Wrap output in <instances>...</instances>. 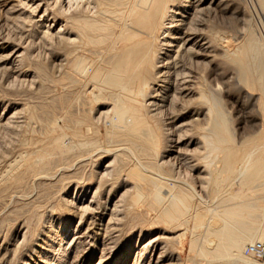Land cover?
Instances as JSON below:
<instances>
[{"label": "rangeland", "instance_id": "1", "mask_svg": "<svg viewBox=\"0 0 264 264\" xmlns=\"http://www.w3.org/2000/svg\"><path fill=\"white\" fill-rule=\"evenodd\" d=\"M76 1L80 2L75 5ZM88 1L66 0L65 3V0H0V264H25L26 262L28 264H41L42 261L40 260L46 261L47 264H58L60 261L63 264H132L133 258L139 254L137 247H143V244L145 245V242L150 239L155 240V243L149 245L147 257L160 255V264H209L210 262H212L210 264H229L230 261L225 262L224 260V262L222 260L209 262L210 257L202 256L199 248L203 237L206 235L203 228L200 229L201 232L199 231L200 233L196 236L193 244L194 219L188 218L185 220L186 218L182 217L179 222H170L161 212L163 205L152 198V189L149 184H144V187L142 185L145 196L141 200H132L131 196L134 197L137 191L136 186L139 187L140 184L132 177L130 179L128 172L134 167L136 160L133 154L128 152L125 144L113 143V140L111 141L106 134L105 123L109 121L112 115L111 104L108 101V91L104 90L102 92L103 97L96 100L95 96L99 94L98 86L95 88L94 95L88 94L84 90L77 97L73 92L68 94L62 87L61 77L65 69L63 62L65 44L62 42L61 35L56 33L55 30L64 28L65 13L67 11L73 12L78 5L91 13L94 8L93 0ZM211 1L207 0V5ZM87 2L89 4H86ZM71 5L74 6L70 9ZM86 5H88L87 8ZM36 6H40L42 13L37 12ZM213 7L215 6L204 7L201 11L196 10L194 23L199 28H205L206 21L203 20L207 19V22L210 21L211 25L222 26L226 39L229 42L233 41L229 43V49L233 50L237 45H241L245 33L247 34L250 29L255 32L257 37L264 40V8L259 0H222L219 9ZM230 7L231 9H229ZM44 10H46V13L43 15ZM221 13L222 20H218V14ZM53 24L56 25V29L53 28ZM16 49L21 52L20 59L17 58L10 62L7 57L11 51ZM91 49L86 51V55L90 59L97 60L98 53L96 51H98V48ZM227 62L222 75L216 69V62L208 63L207 60L198 59L196 65H198V76L199 74L207 75L214 94H217L216 87L220 84V96L225 112L230 119L229 127L234 134L233 142L229 139V144L226 143V145L229 146L232 143L230 146L233 145V148H239V151L230 156L234 167L237 168L241 166L245 151L258 148L253 155L254 162L257 157L264 154V120L259 108L260 92L243 83L237 66L231 60H227ZM33 83L34 85H32ZM176 96V99L162 108L161 112L163 113L158 112L157 115H147L152 125L158 124L160 126L159 137L162 144L159 159L158 157L156 159L159 161L158 164L162 174L166 176L164 191L169 187H173L174 184L180 186L183 190L194 195L193 206L196 205L201 211H205L210 204V207H221V205L227 207L242 200V202L259 206L264 205V176L254 173L253 175L257 179L252 182L238 180L237 183V180L233 179L237 175L233 169L221 171L222 176L232 177L226 180L227 182H224L225 185L223 186V190L227 188L225 192H229H223L220 199L214 200V196L217 194L211 191V177L215 169L224 166L223 161H221L224 155L218 151L209 152L207 140L210 139L203 137V134L214 135L211 132L214 112L208 111L209 106L203 104L199 96H195L194 99L184 98L179 94ZM68 99L73 100L70 109L74 114L88 111L89 115H94L91 129L88 130L86 126H83L82 129L85 132L90 131L89 135H93L99 141L101 144L98 147L99 150L97 149L95 153L86 156L83 162H77L69 168L68 171L69 173L72 172V175L68 176L62 174V171L57 172L54 170L48 178H36L27 175L21 180H14L16 181L14 182L13 179L9 178V169L11 164L16 162L23 152L40 151L60 134L65 135L66 143L70 144L72 142L74 124L67 122L65 112V107L69 104ZM91 103L93 106H91ZM198 108L202 109L204 114L201 115V120L194 121L189 117L194 112L193 110ZM54 114L57 116L56 130H52L47 126L48 119L53 118ZM174 119L177 120L178 125L183 124L174 132L170 130V134L168 129L173 127ZM176 134L180 137V148L182 150L180 149L178 153L164 158L165 145L169 143L172 145L168 138L170 140L176 139ZM212 139L213 141L216 140L215 137H212ZM197 140L199 141L197 142ZM190 141L192 143L186 145ZM116 149H119V151ZM24 170L25 168L22 166L15 173L21 174ZM75 181L80 182L79 186ZM229 184H232V189L228 187ZM57 185L58 187H56ZM76 185L80 195L87 190V200L89 201L90 198L93 200L90 199L92 208L90 206V209H88L89 207H86L87 210L85 208L87 223L92 225L96 221L98 223L97 228L101 226L100 223L104 224L107 218L110 219V223L105 230L106 233L101 231L103 235L95 236L93 232H87V234H84L85 236L81 237L82 240L78 241L79 244L77 242L68 245L69 237L65 232L68 230L73 234L74 231L79 230L81 222L77 224L78 218L64 222L67 213L62 211L60 203L63 204L68 199L74 200ZM81 187L83 189H80ZM233 195H236L237 198L232 199L231 196ZM22 198H24L23 201ZM103 212H106L104 220H97V213ZM209 218L210 216L206 215L204 219L208 220ZM180 222L182 223L180 224ZM85 226L86 223L83 224L82 231H84ZM28 227L35 229L33 237H23L22 232L26 233ZM50 227L51 231H55L53 233L58 232L56 236L59 238L61 236V239H63L62 245L59 246L58 243H55L52 251H49L47 245L42 242L48 239V232H51ZM91 233L93 235H90ZM249 243L252 242H247V244ZM38 244L44 247H40ZM15 248H17V251ZM33 249H36V251ZM246 256L255 260L257 264H264V258Z\"/></svg>", "mask_w": 264, "mask_h": 264}, {"label": "bare ground", "instance_id": "2", "mask_svg": "<svg viewBox=\"0 0 264 264\" xmlns=\"http://www.w3.org/2000/svg\"><path fill=\"white\" fill-rule=\"evenodd\" d=\"M79 2L76 1L74 4L76 5ZM88 2L86 4H89ZM259 2L264 8V0H259ZM92 3L94 8L91 13L84 10L79 5L73 12L67 11L65 13L66 20L64 28H58L57 30L55 28L56 25L53 24V28L56 29L55 32L61 35L62 42L65 44V55L63 61L65 69L64 74L61 77V84L68 94L73 92L76 97L84 90L88 92V94L91 93L94 95L96 92L95 88L98 86L99 94L95 96L96 100L103 97L102 92L104 90L108 91V101H110L109 104H111L112 115L109 121L105 123L106 134L111 141L113 140V143L125 144L128 152L132 153L136 160L134 167L132 168L131 166L132 169L130 168L131 170L128 172L130 174V179L132 177L138 184H140L138 187L135 183L137 191L135 192L136 194L134 197L133 195L131 196L133 198L132 200H141L145 196L143 191L144 184H149L152 189V198L156 202L163 205L162 211H160L170 222H179L182 217H185V220L188 218L194 219V227L192 230L193 244L196 236L201 232L200 229L203 228V232L206 235L203 237V241L200 239L202 244H200L199 249L202 256L210 257L209 262L224 260L225 262L230 261L229 264H257L255 260L250 259L245 255V247L247 242L253 243L256 240H264V205L259 206L252 203L242 202V200L241 202H234L233 205L227 207L222 205L221 207H210V204L205 211H201L196 207V205L193 206L194 195L190 194L186 190H183L180 186L174 184L173 187H169L164 191L166 176L162 174L160 165L158 164V156L160 154V146L162 144L159 137L160 126L158 124H155V126L152 125L147 115H155L158 112L160 113L162 108L166 107L169 102L171 103L172 100L176 99L177 94L181 97L189 99H194L195 96H199L201 102L209 106L208 111L212 113L214 112L213 125L211 128V132H213L214 135L203 134L205 139H210L207 140L209 152L212 153L214 151H218L224 155L221 160L223 161L224 166L220 169H215L213 176L211 177V191L217 194L214 196V200L220 199V195H222L227 189L223 190V186L225 185L224 182L226 183V180L232 178L229 176H222L221 171L233 169L237 173L236 177L233 178L234 180H237V183L238 180L252 182L257 179V177L253 175L254 173L264 176V154L261 157H257L255 162L253 161V155L258 149L257 147V149L245 151L240 164L241 166H238L237 168L234 167L230 156L234 152L236 153L239 151V148H233V145L230 146L232 144L231 142L234 140V134L231 131L232 129L229 127L230 119L225 112L224 104L220 96V84L216 87L218 95L214 94L212 92L213 87L208 81L207 75L199 74L198 76V65H196L198 59L207 60L208 63L216 62V69L219 71L220 75H222L227 60H231L239 70L241 81L253 90H258L260 92L259 108L264 120V40L257 37L252 29H247L248 32L245 30L247 34L245 33V38L243 37V43L239 46L237 45L234 49L232 48V45L231 48L233 50H231L229 49V43L233 41L229 42L226 39L222 26H216L214 24L211 25L210 21L207 22V19L203 20L206 21L205 28H199L194 23L196 10L201 11L204 7L210 6H215L213 8L219 9L222 4V0H212L208 5L207 0H93ZM73 6L71 5L70 9ZM36 7L38 9L37 12H41L40 6ZM87 7L88 5H86V8ZM229 9H231V7ZM45 13L46 10H44L43 15ZM218 17V20H222V13L220 15L218 14ZM91 48H98V51H96V53H98L97 60L90 59L86 55V51L92 50ZM20 56L21 52L16 49L11 51L7 58L11 62L17 58L20 59ZM32 85H34V83ZM73 89H75V91H73ZM72 102L73 100L70 99L68 106L65 107L67 122L74 124L72 128V142L70 144L66 143L65 135L60 134L56 138L52 139L53 141L48 143L40 151L23 152L19 156V159L16 162H13L10 166V179L18 181L25 178L27 175L34 176L36 178H48L54 170L57 172L62 171V174L69 176L72 175V172L69 173L68 171L69 168L73 167L77 162H83L86 156L95 153L101 144L93 135H89L90 131L85 132L82 129L83 126H86L88 130L91 129L94 115H89L87 113L88 111H82L74 114L70 109ZM174 103L175 102L173 101V104ZM91 106H93L92 103ZM193 111L194 112L191 113L189 118L194 121L201 120V115L204 114L202 109L198 108ZM70 114L73 117H70ZM47 124L49 128L56 130L57 116L54 114L53 118L48 119ZM182 124L178 125L177 120H175L173 122V127L168 129L169 133L171 134L172 131H176L180 126H182ZM169 133L168 135L170 137ZM212 137H215L216 140H211ZM229 139L232 141L228 146L226 143H228ZM168 141H171L172 145L170 143L165 145V149L163 150L164 158L165 156L178 153L181 149V140L178 135L176 136V139L173 138L170 140L168 138ZM198 141L199 140H197V142ZM191 143L192 142L190 141L186 145ZM116 150L119 151V149ZM157 157L158 159H156ZM22 166L25 170L21 172V174H16L15 172ZM234 180L231 182L233 183ZM76 183L79 186L80 182L77 181ZM77 185L75 188L76 193L74 194V200L71 201L68 199L67 202H64L63 204L60 203L62 211L67 213V216L64 217V222L72 221L74 218H78L77 224L78 222H81L79 230L74 231L73 234H71L68 230L65 232V234L69 237L68 245H71L72 243L75 244L79 240L81 241V237L85 236L84 234H87V232H93L95 236H99V234H102L101 231L104 233L110 223V219L107 217V221L104 224L100 223L101 226H99V228H97L98 223L95 220L92 225L87 223L85 208H88L89 206L91 207V202L93 200L91 198L90 199L92 201H90V199L89 201L87 200V190H85L86 192L83 191L80 195L78 193L79 191H77ZM229 185L228 187L232 186V184ZM56 187H58V185ZM136 187L134 188L136 189ZM80 189H83V187ZM250 190L252 191V189ZM228 192L226 191L225 193ZM165 193L167 194L165 195ZM231 198L236 199L237 196L233 195ZM36 199H38V197H36ZM23 200L24 198H22V201ZM222 201L223 200L221 199V202ZM90 207L88 209H90ZM105 215L106 212L97 213V220L99 219L103 221ZM206 215L210 216L208 220L204 219ZM115 220L117 221V219ZM85 223L86 226L84 231H82V226ZM181 223L182 222H180V224ZM127 224L129 223L127 222ZM49 230L51 231V227ZM53 232L55 231H51L50 233L48 232V239L42 241L47 245L49 251L54 249L55 243H58V245L61 246L63 242L61 236L60 238L56 236L58 235V232ZM22 233L23 237H33L35 235V229L33 230L28 227L26 233ZM93 234L91 233L90 235ZM109 236L111 235L109 234ZM154 241L155 240L150 239L145 242V245L143 244V247H137L139 254L133 258L132 264H160V255L157 254V256L151 255L147 257L149 245L154 244ZM40 247L44 246L40 245ZM15 249L17 251V248ZM33 250L36 251V249ZM40 261H42L41 264H47L46 261ZM25 264L28 263L26 262ZM58 264L63 263L60 261Z\"/></svg>", "mask_w": 264, "mask_h": 264}, {"label": "built area", "instance_id": "3", "mask_svg": "<svg viewBox=\"0 0 264 264\" xmlns=\"http://www.w3.org/2000/svg\"><path fill=\"white\" fill-rule=\"evenodd\" d=\"M245 254L256 258H264V240L249 243L245 247Z\"/></svg>", "mask_w": 264, "mask_h": 264}]
</instances>
